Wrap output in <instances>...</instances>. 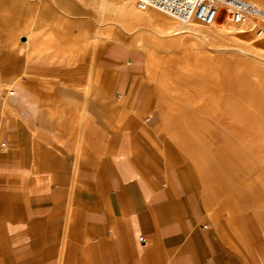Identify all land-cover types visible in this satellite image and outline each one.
Listing matches in <instances>:
<instances>
[{"label":"crops","instance_id":"crops-1","mask_svg":"<svg viewBox=\"0 0 264 264\" xmlns=\"http://www.w3.org/2000/svg\"><path fill=\"white\" fill-rule=\"evenodd\" d=\"M94 4L0 0V264H264V171L222 198Z\"/></svg>","mask_w":264,"mask_h":264},{"label":"rangeland","instance_id":"rangeland-1","mask_svg":"<svg viewBox=\"0 0 264 264\" xmlns=\"http://www.w3.org/2000/svg\"><path fill=\"white\" fill-rule=\"evenodd\" d=\"M148 10L161 15L154 24L130 22L111 10L109 21L100 25L101 34L146 53L149 79L167 123V140L184 160L195 162L213 188L220 187L217 178L223 176L226 199V193L230 197L236 192V183L250 182L264 171V36L230 26L183 22L156 8ZM170 23L176 24L173 28L186 26L187 31L167 34L164 25ZM194 46L206 54L190 51ZM252 144L263 152L257 153ZM220 149L226 150L222 159ZM241 150L242 157L237 152ZM248 163L258 167L244 173ZM219 193L214 195L217 204Z\"/></svg>","mask_w":264,"mask_h":264},{"label":"built area","instance_id":"built-area-1","mask_svg":"<svg viewBox=\"0 0 264 264\" xmlns=\"http://www.w3.org/2000/svg\"><path fill=\"white\" fill-rule=\"evenodd\" d=\"M139 9L161 10L180 21H195L209 26H237L258 37L264 36V3L249 0H135ZM224 17L220 19V15ZM13 85L8 94L14 95ZM2 148L6 141L0 143ZM143 240V237H140Z\"/></svg>","mask_w":264,"mask_h":264},{"label":"bare ground","instance_id":"bare-ground-1","mask_svg":"<svg viewBox=\"0 0 264 264\" xmlns=\"http://www.w3.org/2000/svg\"><path fill=\"white\" fill-rule=\"evenodd\" d=\"M249 1H252L255 3H264V2H261L262 0H249ZM134 2H135V0H134ZM94 3H95L94 5H96L98 12L101 16H102L103 11L105 9H111V10H114V11L122 14L123 16L129 17V19H131V20L142 21L143 23L146 22V23H150V24L151 23L154 24V22L156 20H158L159 17L161 16V15L159 16V14L155 11L148 10L150 7L146 8V9H139L136 5V2L134 4L136 6H133L131 0H94ZM165 23H167V22H165ZM174 25H176V24L170 23L168 25H164L165 33L174 35V34H179L180 32L187 31L186 26L178 25L175 28H173ZM229 26L231 29L233 27L238 28V29H242L241 27H237V26H233V25H229ZM220 27L223 28V26H220ZM225 27H227V26H225ZM193 50H195L199 56H203L206 54V51L201 47L197 48V46H194L192 49H190V51L194 52Z\"/></svg>","mask_w":264,"mask_h":264}]
</instances>
